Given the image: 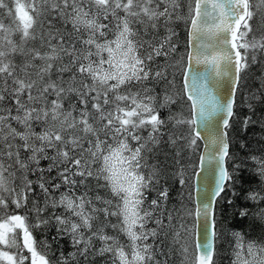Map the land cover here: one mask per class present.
<instances>
[{
    "label": "snow or ice",
    "instance_id": "snow-or-ice-1",
    "mask_svg": "<svg viewBox=\"0 0 264 264\" xmlns=\"http://www.w3.org/2000/svg\"><path fill=\"white\" fill-rule=\"evenodd\" d=\"M237 125L264 131V0H0V264H217L228 209L230 264H264Z\"/></svg>",
    "mask_w": 264,
    "mask_h": 264
},
{
    "label": "trees",
    "instance_id": "trees-1",
    "mask_svg": "<svg viewBox=\"0 0 264 264\" xmlns=\"http://www.w3.org/2000/svg\"><path fill=\"white\" fill-rule=\"evenodd\" d=\"M182 39H186L182 34ZM258 85H253V87H257ZM185 113L187 114V110L185 109ZM248 113V109L244 108L241 110V117ZM259 114V113H258ZM234 146L233 151H235L238 157H243L250 153H259L261 149H264V131L261 130L259 126L249 127L247 130H242L240 125H237L236 132L234 134ZM242 144H247L248 147L241 148ZM200 149V148H199ZM195 159V157L193 158ZM46 164V161L42 162ZM193 177V176H192ZM244 179L246 181H253V177L251 174L246 171L244 174ZM245 189L249 187H255V183H245ZM191 193V206L193 207L192 201V178L188 187L184 189L185 199H188V193ZM175 192L173 193V197L175 198ZM242 202V201H241ZM218 229L221 233V238L216 242V247L218 249L217 254V264H230L231 257L227 254L229 250V241L231 240V233L233 231H241L243 233H248L250 231L249 223L247 220H240L239 217H234L232 215V210L228 209L220 222L218 224ZM226 232H230V234H226ZM56 235L55 228H51L50 230L36 231L35 236L38 241L47 239L49 245L55 251L56 257H59L61 252L64 253L65 256L68 253L72 252L73 249L68 240H53V236ZM258 235V232L253 231L252 236L255 237ZM55 260V257L53 258ZM97 264H100V258H97Z\"/></svg>",
    "mask_w": 264,
    "mask_h": 264
},
{
    "label": "water",
    "instance_id": "water-1",
    "mask_svg": "<svg viewBox=\"0 0 264 264\" xmlns=\"http://www.w3.org/2000/svg\"><path fill=\"white\" fill-rule=\"evenodd\" d=\"M204 143L203 141L200 142V149L199 152H204ZM200 177L193 175L192 177V201H193V208L198 204L199 198V186H200Z\"/></svg>",
    "mask_w": 264,
    "mask_h": 264
},
{
    "label": "rangeland",
    "instance_id": "rangeland-1",
    "mask_svg": "<svg viewBox=\"0 0 264 264\" xmlns=\"http://www.w3.org/2000/svg\"><path fill=\"white\" fill-rule=\"evenodd\" d=\"M226 234H228V235H229V234H230V232H226Z\"/></svg>",
    "mask_w": 264,
    "mask_h": 264
}]
</instances>
